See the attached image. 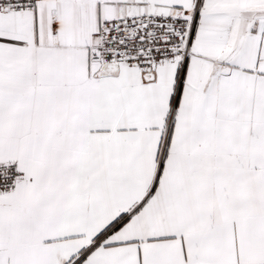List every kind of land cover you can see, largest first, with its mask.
I'll use <instances>...</instances> for the list:
<instances>
[{
	"label": "snow or ice",
	"instance_id": "6c2138e0",
	"mask_svg": "<svg viewBox=\"0 0 264 264\" xmlns=\"http://www.w3.org/2000/svg\"><path fill=\"white\" fill-rule=\"evenodd\" d=\"M0 264H264V0H0Z\"/></svg>",
	"mask_w": 264,
	"mask_h": 264
}]
</instances>
